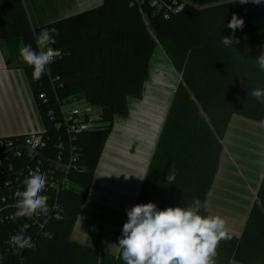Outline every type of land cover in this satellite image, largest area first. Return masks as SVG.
<instances>
[{
  "label": "trees",
  "instance_id": "obj_1",
  "mask_svg": "<svg viewBox=\"0 0 264 264\" xmlns=\"http://www.w3.org/2000/svg\"><path fill=\"white\" fill-rule=\"evenodd\" d=\"M180 5L165 16L162 7L148 0L142 5L145 14L132 0H102L96 7L35 29L36 35L45 29L58 33L50 46L58 54L48 73L34 81L33 68L24 66L45 143L35 159L15 163L20 170L12 174L19 173L20 181L0 191V264H123L120 249L117 254L101 251L74 240L72 234L115 118L128 115L129 97L142 96L157 45L180 73L181 82L135 205L153 202L163 210L199 198L209 209L232 120L239 116L264 125V104L248 96L253 89L264 88V72L255 62L264 51V3L175 0V9ZM233 14L244 20V27L234 33L227 27ZM225 36L239 42L226 47L221 42ZM77 95L98 109V125L72 135L62 105ZM57 164L70 168L61 170ZM24 165L33 169L39 165L47 173L49 184L42 194L49 197L48 216L10 219L16 211L14 194L23 190ZM170 169L175 171V184L166 182ZM24 224L29 225L26 235L33 247L14 255L9 238ZM230 236L220 242L216 264H264V172L240 235Z\"/></svg>",
  "mask_w": 264,
  "mask_h": 264
},
{
  "label": "crops",
  "instance_id": "obj_2",
  "mask_svg": "<svg viewBox=\"0 0 264 264\" xmlns=\"http://www.w3.org/2000/svg\"><path fill=\"white\" fill-rule=\"evenodd\" d=\"M101 2L102 0H0V137L41 132L35 130L41 126L44 128L24 70L26 64L20 56V49L28 44L36 49V28L85 11L84 8L88 10L87 8ZM180 82V73L163 48L157 45L150 61L149 77L144 84L142 96L128 98V115L118 118L119 120L115 119L113 129L106 140L94 183L80 210L72 234L74 240L111 254L119 252L118 239L122 236L123 224L128 219L126 209L135 205L144 180L138 177L146 175L169 106ZM249 129L259 134L263 128L249 126L242 121L238 123L234 118L223 139L225 148L230 139V143L236 146V140L232 138L238 139L239 133ZM252 152H255L258 158L261 157V166L253 180L255 187L251 186L254 188L251 191L250 203L254 201V192L257 191L264 172L263 145ZM224 157L223 152L217 180L208 198L209 212L213 215L217 214L213 213L217 212L214 209L215 201L228 203L223 197V192L224 182L230 171L228 165L232 159L229 161ZM244 167L247 171L251 169L250 165L245 164ZM241 173L243 175V171ZM251 206L247 207L242 215L244 224ZM217 207L225 209L229 206L225 204L223 207ZM228 228L229 232L236 235H240L242 231L241 229L235 232L231 226Z\"/></svg>",
  "mask_w": 264,
  "mask_h": 264
},
{
  "label": "clouds",
  "instance_id": "obj_3",
  "mask_svg": "<svg viewBox=\"0 0 264 264\" xmlns=\"http://www.w3.org/2000/svg\"><path fill=\"white\" fill-rule=\"evenodd\" d=\"M241 4L259 5L264 0H238ZM227 27L233 31L244 27V20L236 14L232 15ZM56 30H42L36 35V49L31 44L20 49L24 63L33 68L32 78L39 81L50 71L54 53L51 45L56 43ZM226 47L238 43L234 36L222 37ZM260 71L264 72V51L255 60ZM249 99L254 98L264 104V88H255L248 92ZM261 123H264L262 121ZM144 177H138L143 180ZM175 171L170 169L166 182L175 184ZM49 180L47 173L39 169L29 172L23 180V190L17 191L16 211L10 219L33 218L50 214L45 192ZM127 221L123 224L122 236L118 239V247L123 264H216V256L220 242L230 239L227 220L220 215L210 214L207 201L194 198L185 206H169L163 210L149 202L136 204L126 209ZM28 224L10 236V247L14 255H20L24 248L33 247L32 238L26 235ZM3 256L0 255V262Z\"/></svg>",
  "mask_w": 264,
  "mask_h": 264
},
{
  "label": "rangeland",
  "instance_id": "obj_4",
  "mask_svg": "<svg viewBox=\"0 0 264 264\" xmlns=\"http://www.w3.org/2000/svg\"><path fill=\"white\" fill-rule=\"evenodd\" d=\"M98 5V4H97ZM97 5H93L90 8L96 7ZM87 8V9H90ZM86 10V8H84ZM83 11V10H82ZM81 12V11H80ZM86 106H91L82 95H77L70 99L68 102L64 103L62 105V108L64 111H71L74 109L81 110L85 108ZM94 111L96 112L95 115H98V109L94 108ZM121 116H116L115 119L119 120ZM235 121L239 122H246L249 126H255L259 128L264 129V125L249 121L247 119H244L242 117L236 116ZM237 128V126H235ZM43 127L36 129L35 131L41 130L43 131ZM261 129V133H256L252 130H248L243 133H239V138H232L234 141L236 140V146L234 144H231L230 141L226 142V148L225 144L224 146V154L226 160L230 158L232 161H230L229 167V173L228 177L226 178L224 185H225V192L223 190L220 191V193L223 192L224 199H227L226 203L219 202V200L214 202V209L217 212H213L215 215H220L224 217L228 222V227L231 226V229L235 232H239L244 225V217L242 216L246 212V208L251 206V204L254 203L256 199V191L254 192L255 198L253 203L249 201L250 197L252 196V189L255 187V183L253 180H255V175L257 171H259L260 165V159L258 158V155L255 152L258 149L260 145H263L264 148V130ZM263 130V131H262ZM235 133V131L233 132ZM231 136V133L230 135ZM236 136V135H235ZM246 137L240 138V137ZM263 143V144H262ZM245 153H248V155H245ZM254 157V158H252ZM223 160V159H222ZM252 160V162H251ZM250 165L251 169L247 171L244 167V165ZM262 168V167H261ZM260 168V169H261ZM243 171V175L242 172ZM237 173V174H236ZM251 186H254L253 188ZM251 200V199H250ZM228 205L229 207H226L224 209L223 206ZM222 206L223 208L217 207ZM249 205V206H248ZM251 208V207H250ZM242 216V217H241ZM243 218V219H242ZM242 221V223H240ZM234 233V232H233Z\"/></svg>",
  "mask_w": 264,
  "mask_h": 264
},
{
  "label": "built area",
  "instance_id": "obj_5",
  "mask_svg": "<svg viewBox=\"0 0 264 264\" xmlns=\"http://www.w3.org/2000/svg\"><path fill=\"white\" fill-rule=\"evenodd\" d=\"M132 2L138 4L143 14H145L142 7L145 0H132ZM148 2H150V4L153 6L162 7L164 9L163 12L165 16H168L171 11H177L182 6L180 5L175 9V0H148ZM52 50L55 58V56L58 54V51L54 50L53 48ZM39 97L44 99V94H40ZM62 111L66 129L72 135L79 132L92 130L98 125L95 122V120L98 118V115H95L96 112L92 106H86L81 110L74 109L69 112L64 111L62 108ZM44 143L45 140L42 131L27 133V135H25V137L22 139L18 136L0 138V191H3L9 187L14 181H20L19 173L12 174L14 170H20L16 169L18 165L16 166L15 163H17V161L22 158H26L27 161L29 159H35ZM76 157L77 153L75 151V153L72 155L71 161L74 162ZM56 167L67 171L70 168V165L57 164ZM38 168L39 165L36 166V169H33V167L30 165H24L21 169V171L25 170V176L23 177L26 178L29 172L35 171ZM51 186H53L54 189L56 188L55 183H51ZM3 200H5V198H3Z\"/></svg>",
  "mask_w": 264,
  "mask_h": 264
}]
</instances>
